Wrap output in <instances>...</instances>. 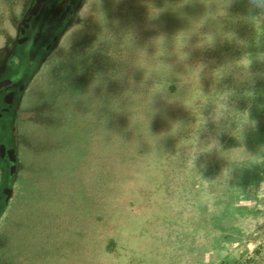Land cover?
<instances>
[{
	"label": "rangeland",
	"instance_id": "rangeland-1",
	"mask_svg": "<svg viewBox=\"0 0 264 264\" xmlns=\"http://www.w3.org/2000/svg\"><path fill=\"white\" fill-rule=\"evenodd\" d=\"M30 1L0 0V59ZM56 40L0 264H264V6L82 0Z\"/></svg>",
	"mask_w": 264,
	"mask_h": 264
},
{
	"label": "flooded vegetation",
	"instance_id": "flooded-vegetation-1",
	"mask_svg": "<svg viewBox=\"0 0 264 264\" xmlns=\"http://www.w3.org/2000/svg\"><path fill=\"white\" fill-rule=\"evenodd\" d=\"M81 1L31 0L17 23L14 40L1 50L0 216L13 195L12 185L18 173L15 128L22 119L19 109L23 94L31 77L55 48L56 39L74 20Z\"/></svg>",
	"mask_w": 264,
	"mask_h": 264
},
{
	"label": "clouds",
	"instance_id": "clouds-1",
	"mask_svg": "<svg viewBox=\"0 0 264 264\" xmlns=\"http://www.w3.org/2000/svg\"><path fill=\"white\" fill-rule=\"evenodd\" d=\"M252 3L257 4L258 6H264V0H252Z\"/></svg>",
	"mask_w": 264,
	"mask_h": 264
},
{
	"label": "water",
	"instance_id": "water-1",
	"mask_svg": "<svg viewBox=\"0 0 264 264\" xmlns=\"http://www.w3.org/2000/svg\"><path fill=\"white\" fill-rule=\"evenodd\" d=\"M29 11L31 12V10L29 9ZM10 151H13V149L11 148V149H9Z\"/></svg>",
	"mask_w": 264,
	"mask_h": 264
},
{
	"label": "trees",
	"instance_id": "trees-1",
	"mask_svg": "<svg viewBox=\"0 0 264 264\" xmlns=\"http://www.w3.org/2000/svg\"><path fill=\"white\" fill-rule=\"evenodd\" d=\"M64 31H65V30H64ZM64 31H63V32H64ZM63 32L59 35V37L63 34Z\"/></svg>",
	"mask_w": 264,
	"mask_h": 264
}]
</instances>
